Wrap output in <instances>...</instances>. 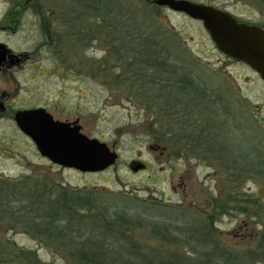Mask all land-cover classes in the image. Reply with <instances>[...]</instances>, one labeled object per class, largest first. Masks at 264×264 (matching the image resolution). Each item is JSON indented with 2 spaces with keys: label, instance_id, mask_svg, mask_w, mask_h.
Wrapping results in <instances>:
<instances>
[{
  "label": "rangeland",
  "instance_id": "obj_1",
  "mask_svg": "<svg viewBox=\"0 0 264 264\" xmlns=\"http://www.w3.org/2000/svg\"><path fill=\"white\" fill-rule=\"evenodd\" d=\"M40 1L44 3L46 17L47 13L53 12L52 9H66L64 7L68 2L65 1L63 6L62 0ZM132 1L129 2L134 3ZM146 1L137 0L144 9L140 16L158 25L163 33L173 32L177 46L167 44L165 48L173 55L181 56L185 68L193 74V83L198 85L199 81L206 86L213 104L215 101L218 104L209 112V109L200 108V114L205 123L207 120L210 123L207 125L220 135L216 139L221 149L220 162L207 159L205 162L171 161L169 156L161 154V150L152 149L157 143L165 147L168 140H159L155 134V115L147 107V98L143 99L137 89L126 85L124 78L117 79L115 75L131 73L132 70L126 69L125 61L117 60L106 34L99 37L94 35V29L86 31L88 23L94 28L99 22L79 14L75 18L76 39L68 40V45L62 48L70 66L57 69L53 51L45 48L43 54L33 58L40 60L41 71L36 75L28 67L25 73L18 76L22 85L19 100L57 106L55 119L73 121L80 118L83 133L88 138L106 143L111 151L117 152V163L101 173L63 169L43 158L32 140L17 129L14 121L5 119L0 122V178L24 184L41 182L48 192L49 188L52 192H60L62 186L73 192L89 194L92 205L101 204L103 208L121 206L117 203L124 199L135 209H140L139 205H152L150 213L163 216L170 231L174 235L179 234V237L187 229L189 232L197 231L199 225L193 223L194 219L204 221L209 229L214 222V230L223 243L236 250L254 249L264 228V177L256 174L243 177L239 189H234L237 182L229 177L225 166H233L226 161L227 158L231 160L243 155L247 145L261 151L264 147V81L249 66L225 56L202 22L167 7L158 6L159 11L145 7ZM190 1L221 8L245 22L264 26V0ZM9 6L6 0H0V18ZM74 12H77L76 9ZM49 20L53 27L54 18ZM35 21L32 13L24 16L18 35L11 38L14 47L19 50L34 49L41 39L40 26H31ZM104 23L107 24L106 21ZM89 36L94 40L87 41ZM56 95L58 98H55ZM21 102H17L18 106ZM164 129L163 125L159 130ZM176 148L181 151L183 147ZM222 150L234 152L224 154ZM134 159L148 161L149 169L140 175H133L129 165ZM254 199L258 203L255 208ZM224 203L231 205L227 213L221 210ZM218 204L219 209L215 213ZM212 217L213 222L210 221ZM9 227L0 224V240L11 244L5 254L9 260H5L4 264H73L68 249L58 241H48L34 232H26L23 227ZM152 229L150 226L149 229H140L136 234L138 241L153 248L176 250V247L169 248L160 235L152 233ZM201 236L196 234L193 237ZM13 247L27 252L17 253Z\"/></svg>",
  "mask_w": 264,
  "mask_h": 264
},
{
  "label": "trees",
  "instance_id": "obj_2",
  "mask_svg": "<svg viewBox=\"0 0 264 264\" xmlns=\"http://www.w3.org/2000/svg\"><path fill=\"white\" fill-rule=\"evenodd\" d=\"M65 1L62 0L63 6ZM129 1L68 0L63 10L72 12L76 9L78 15L91 14L99 22L92 28L94 35L106 34L117 60L125 61L126 69L132 70L115 75L137 89L143 99L147 98V107L155 115V134L159 140H175L178 147L184 139L196 141L200 136L204 141H211L214 130L202 119L200 108L209 109V112L218 104L215 99L213 104L206 86L200 88L202 83H193V74L187 71L181 56L173 55L165 48L167 44L177 46L173 32L163 33L158 25L149 22L148 18L143 19L140 16L144 10L142 5L137 0ZM145 7L160 9L154 0H147ZM200 91L203 95H199ZM163 125L166 129L160 131ZM252 150L251 158L246 160L248 163L241 162L246 159V154L237 158L240 161L235 165L234 176H230L237 182L234 189L241 186L243 175L244 178L255 174L264 177L263 157L254 146ZM24 183L0 178V224L9 227L10 222V229L23 227L28 233L58 241L68 249L73 264H264V228L254 249L236 250L220 238L217 240L214 227L209 229L206 224L198 226L197 231H183L182 237L174 235L163 216L150 213L152 205H139L140 209L136 206L135 209L124 199L117 203L121 206L103 208L101 204L92 205L93 200L86 193L73 192L62 186L57 193L48 186V192L41 182ZM52 184L60 188L56 183ZM257 204L254 199L253 207ZM230 206L224 203L222 213H227ZM217 208L219 205L215 213ZM253 214L257 216L256 212ZM153 220L158 222L153 224ZM210 221L213 222L214 217ZM149 226L153 228L152 233L160 235L169 248L176 247V250L153 248L138 241V231L149 229ZM196 234L202 236L193 237ZM8 245L11 244L0 240V264L9 260L5 255ZM14 249L17 253L27 252Z\"/></svg>",
  "mask_w": 264,
  "mask_h": 264
},
{
  "label": "flooded vegetation",
  "instance_id": "obj_3",
  "mask_svg": "<svg viewBox=\"0 0 264 264\" xmlns=\"http://www.w3.org/2000/svg\"><path fill=\"white\" fill-rule=\"evenodd\" d=\"M60 1V0H59ZM8 2V5H10L7 12H5L1 18H0V122H3L5 119H9L11 121H14L15 126L22 135H24L26 138H30L27 134H24V132L20 129L16 121V116L18 113L23 111H31V110H37V109H43L48 114L53 116L55 119V110H57V106L52 107L53 105H44V103H38V104H29V102L22 100H19L20 92H22V85L20 84V81L18 79V76L20 74L25 73L28 70V67L37 75L41 71V65L40 60H34L33 58L37 55L43 54L45 48L50 49L53 51L54 58H55V66L57 69L65 68L70 66V64L67 62V59L64 58V48L68 45L67 41H71L72 39H76L74 35H76V22L75 18L78 15L74 11H53L51 13H47L48 17H46V12H44V3L40 0H6ZM61 5V4H60ZM66 8V7H64ZM28 13H32L35 17L36 21L31 23L32 27L34 26H40L41 29V39L35 44L34 49H25V50H19L17 47H14L11 43V38L16 37L18 35L19 31L22 25V20L24 19V16ZM81 15V14H80ZM233 15V14H232ZM52 16V17H51ZM238 22L240 23H246L250 25H256L261 28H264L263 25L253 23V22H245L242 19H239L235 15H233ZM87 19H90L92 17L91 14H88ZM54 26L52 27V21L50 23L49 19H53ZM91 23H88L86 27V31L90 32L92 30V27L89 25ZM103 24V23H102ZM48 26H50L48 28ZM88 40H91V37L89 36ZM229 58V57H228ZM233 60L232 58H229ZM236 61V60H235ZM238 62V61H237ZM242 63V62H240ZM244 64V63H243ZM246 65V64H244ZM248 66V65H247ZM69 69H71L69 67ZM253 70V69H252ZM257 73V72H256ZM42 75L44 73L41 72ZM258 74V73H257ZM259 75V74H258ZM260 76V75H259ZM261 78V77H260ZM200 88L203 86L200 84ZM203 95L202 91H200ZM37 96L38 94L35 93ZM55 98H58V95L55 96ZM16 100V101H14ZM21 102V106H18L17 102ZM60 101V100H59ZM57 113V112H56ZM55 121H61L67 124H70L71 128H74L76 126L81 127V132L83 133V127L81 125L80 118H76L75 120H59L55 119ZM84 134V133H83ZM218 132L214 131L213 139L211 141H204L202 136H200L199 139L196 141H192L189 139H184L182 141V150L178 151L176 150L178 147L176 145L175 140H170L167 142L165 147H160L158 143L152 147L154 150H161V154L166 156H169L168 159L171 161L173 159H178L179 161L182 159H186V161H194L197 162H205L207 161H215L216 163L220 162L221 160V149L219 147V140H216L219 138L220 135H218ZM86 135V134H85ZM31 139V138H30ZM32 140V139H31ZM33 142V141H32ZM34 143V142H33ZM35 144V143H34ZM36 146V144H35ZM246 148L244 154L247 155L246 159H242V163H245L248 158H251L249 156L252 155V146ZM37 148V146H36ZM38 150V148H37ZM223 151V150H222ZM39 152V150H38ZM224 154H227L228 152H231V150H225L223 151ZM234 151L231 152V154ZM259 153H261L263 157L264 162V147L261 150H258ZM40 153V152H39ZM42 156V154L40 153ZM241 156V155H240ZM43 158L49 160L47 157L42 156ZM210 158H213L211 160ZM227 162L231 163L233 166H225L226 170L229 169V177L234 176V170H236V163H238L237 157H233L231 160L228 157ZM170 161V162H171ZM54 164V163H53ZM226 164V163H225ZM56 165V164H55ZM146 165V169H141L137 173H134L131 170V166L138 167V166H144ZM59 166V165H58ZM63 169H70L65 168L62 166H59ZM150 167V164L146 160L142 159H134L131 161L129 165V169L131 173L135 176L142 174L143 172H146ZM224 168V167H223ZM79 172V170L71 169ZM108 170V169H107ZM105 170V171H107ZM103 171V172H105ZM81 172V171H80ZM79 172V173H80ZM84 173V172H82ZM100 173V172H98ZM249 177V175H246ZM244 177V175H243ZM184 182L182 183L183 186ZM219 205V204H218ZM201 221V222H199ZM193 223L198 224L199 226H204V221L198 219H194ZM210 224V223H209ZM212 224V223H211ZM215 223L213 222L214 226ZM218 235V234H217ZM217 240H219V235L217 237Z\"/></svg>",
  "mask_w": 264,
  "mask_h": 264
},
{
  "label": "water",
  "instance_id": "obj_4",
  "mask_svg": "<svg viewBox=\"0 0 264 264\" xmlns=\"http://www.w3.org/2000/svg\"><path fill=\"white\" fill-rule=\"evenodd\" d=\"M160 7L183 13L203 23L217 48L227 57L248 65L264 81V28L240 23L228 11L190 0H155ZM20 129L52 163L84 173L103 172L117 163L119 155L104 142L88 138L81 127L55 121L43 109L17 114ZM146 165L132 167L137 173Z\"/></svg>",
  "mask_w": 264,
  "mask_h": 264
}]
</instances>
